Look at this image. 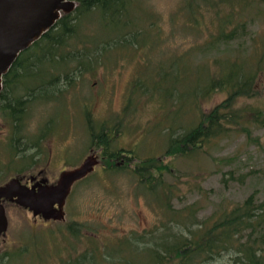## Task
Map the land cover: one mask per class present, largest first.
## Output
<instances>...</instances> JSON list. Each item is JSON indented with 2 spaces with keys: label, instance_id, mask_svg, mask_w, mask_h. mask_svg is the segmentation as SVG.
<instances>
[{
  "label": "trees",
  "instance_id": "16d2710c",
  "mask_svg": "<svg viewBox=\"0 0 264 264\" xmlns=\"http://www.w3.org/2000/svg\"><path fill=\"white\" fill-rule=\"evenodd\" d=\"M75 1L74 10L62 13L49 30L18 55L3 76L0 112L11 124L8 144L11 157L8 164L0 166V173L15 170L21 174L33 158L24 157L27 155L24 152L40 147V142L52 133L53 121L63 111L42 125L35 136H25L24 121L31 106L36 102H56V108L60 104L63 108V95L77 91L78 83L88 74L115 66L123 57L132 60L133 54L145 47L151 50L160 36L154 14L140 7L137 0ZM181 1L178 13L185 25L194 31L204 29L205 35L183 54L160 60L157 65L147 62L138 66L122 109L124 116L132 112L144 95L164 109L170 121L164 158L191 155L234 133L250 137L252 127L264 126L261 104H238L240 98H255L259 93L258 82L264 76V32L251 37L247 49L239 44L232 54L212 56L198 63L187 57L188 51L196 48L210 52L244 39L253 18L262 16L264 20V0ZM153 69L156 71L151 74ZM217 92H222L224 98L209 111H203L201 102ZM189 110L194 117L184 123ZM82 114L90 142L98 144L108 170L113 172L118 167L113 165L114 161L130 157L124 154L125 150L114 147L121 125L112 126L109 122L98 125L88 109ZM130 150L127 153L131 154ZM18 153L20 158L15 159ZM161 160L149 156L139 160L131 171L143 193L166 205L165 217H171L168 222L178 224L179 230L172 232L168 225H163L158 234H135L131 238H138L135 241L138 243L127 239L105 251L102 261L107 262L57 264H207L221 254L229 255L227 264H264V196L260 198L253 192L243 201L187 226L186 221L194 217L192 212L169 214L173 191L165 181L167 163ZM121 165L129 164L123 159ZM74 224L70 222L67 227L75 229ZM18 251L4 252L0 260L4 256L18 260L25 252Z\"/></svg>",
  "mask_w": 264,
  "mask_h": 264
},
{
  "label": "rangeland",
  "instance_id": "374dc122",
  "mask_svg": "<svg viewBox=\"0 0 264 264\" xmlns=\"http://www.w3.org/2000/svg\"><path fill=\"white\" fill-rule=\"evenodd\" d=\"M137 1L140 7L154 14L156 26L160 28V36L151 50L145 47L135 52L134 56L129 54L132 60L123 57V61L115 66L99 68L88 74L78 83L77 91L63 95V108L61 104L56 108V102H36L28 109L24 121L25 136H35L42 125L57 117L61 109L63 111L53 121L52 133L40 142V147L24 152L27 154L24 157L33 156L30 165L24 167L21 174L15 170L2 171L0 185L13 178L25 182L35 176L37 180L44 179L45 185L55 186L63 173L80 167L86 160L90 162L91 170L71 185L61 207V217L44 219L40 215L33 216L16 203H3L8 225L0 236V255L20 250L19 253L22 249L25 252L18 260L12 261L4 256L0 262H107V259L102 261L107 254L105 251L127 239L138 243L135 242L138 238H131L135 234H158L163 230V225L177 232L179 225L168 222L171 217H165L166 205H160L153 196L143 193L137 187V179L131 171V168L138 166L139 160L149 156L163 158L161 163H167L165 181L173 191L169 214L172 212L177 216L189 210L194 217L186 221L187 226L206 219L214 211L243 201L253 192L260 198L264 196V126L252 127L250 137L234 133L214 140L208 147L191 155L164 158L168 142L166 128L170 125L164 109L144 95L132 112L123 115L128 87L138 72V66L147 62L157 65L160 60L183 54L191 48L192 43L200 41L205 35L204 29L194 31L185 25L184 18L178 13L181 0ZM262 32L264 20L258 16L253 18L244 39L240 38L230 46L223 44L210 52L196 48L188 51L187 57L190 62L198 63L210 60L212 56L232 54L239 44L247 49L250 38ZM155 71L153 69L150 73ZM258 89L255 98H240L238 104L257 102L264 107V76L259 79ZM224 96L222 92H217L210 99L203 100L202 110L209 111ZM85 109L89 110L91 118L98 125L108 122L112 126L121 125L114 147L125 150L124 154L130 157L114 161L113 165L118 167L113 172L108 170V163L102 157L98 144L90 142L82 114ZM4 117L0 112L2 167L8 164L11 157L8 151L11 124ZM193 117L189 110L184 123L191 122ZM130 149L131 154L127 153ZM19 158L18 153L15 159ZM123 159L129 165H121ZM70 222H75V229L67 227ZM145 244H150L149 238ZM229 258L228 254H221L207 264H227Z\"/></svg>",
  "mask_w": 264,
  "mask_h": 264
},
{
  "label": "water",
  "instance_id": "95a60500",
  "mask_svg": "<svg viewBox=\"0 0 264 264\" xmlns=\"http://www.w3.org/2000/svg\"><path fill=\"white\" fill-rule=\"evenodd\" d=\"M75 0H0V91L3 76L8 72L18 55L30 47L49 30L62 13L72 12ZM87 160L80 167L62 174L55 186L45 185L40 179L28 185L13 178L0 185V236L7 229L8 221L4 202H13L29 210L33 216L44 219L61 217V207L73 182L91 170Z\"/></svg>",
  "mask_w": 264,
  "mask_h": 264
},
{
  "label": "flooded vegetation",
  "instance_id": "af4514ba",
  "mask_svg": "<svg viewBox=\"0 0 264 264\" xmlns=\"http://www.w3.org/2000/svg\"><path fill=\"white\" fill-rule=\"evenodd\" d=\"M36 181H37V179L34 180V183H35ZM25 182H26L29 186L32 185V183H33V182H31V181H27V180H26Z\"/></svg>",
  "mask_w": 264,
  "mask_h": 264
}]
</instances>
